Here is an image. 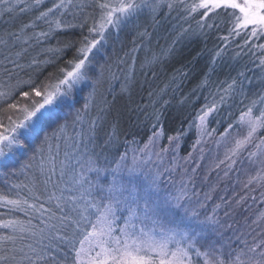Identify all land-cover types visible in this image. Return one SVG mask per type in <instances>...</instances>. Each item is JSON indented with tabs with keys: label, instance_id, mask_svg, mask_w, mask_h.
I'll return each instance as SVG.
<instances>
[{
	"label": "snow or ice",
	"instance_id": "snow-or-ice-1",
	"mask_svg": "<svg viewBox=\"0 0 264 264\" xmlns=\"http://www.w3.org/2000/svg\"><path fill=\"white\" fill-rule=\"evenodd\" d=\"M21 3V13L42 6V0H31V3L0 0V8L10 14ZM94 3L101 11L100 21H93L87 34L78 41L80 46L73 57L55 73H50L45 82L37 84L32 75L24 79L21 73L51 61L41 62L33 58L25 65L20 63L25 49L14 51L17 44L27 43L28 38L22 41L21 36L34 24L5 32L0 39V100L6 102L19 91L21 98L30 101L23 106L16 102L7 104L5 111H21L23 119L16 122L9 117L10 131L7 134L0 131V176L14 175L17 170L12 166L17 154L27 150L29 141L38 137L45 125L70 105L76 93L90 88L84 104L75 111L71 134H68L67 120L57 130L46 134L41 146L21 166V170L35 169V174L28 177V183L13 184L7 193H0V208L7 209L6 213H0V264H200L201 261L202 264H264V210L256 215L251 225L245 224L246 230L238 231L231 222L247 192L261 190L257 202H264V135H260L264 132V55L259 54L264 53V43L249 48L253 68L238 72L226 82V86H218L213 94L219 97L218 102L202 106L189 122V128L195 126L197 131L192 149L199 150V159L193 158V152L184 157L177 154L178 141L187 130L168 135V144L159 147L165 135L163 109L169 101L164 100L163 95L167 85L159 92H149L150 104L128 108L109 120L111 102L107 95L111 93L115 97L112 89L118 80L120 94L130 95L135 86L134 72L129 66L121 80L111 64L96 60L107 42L105 37L109 29L119 33L130 27L139 29L131 41L133 46L117 59L116 64H124L128 57L134 64L137 50L149 37L147 26L140 29L142 15L147 14L155 26L159 23L157 15L165 7L168 9L165 15H168L183 5L186 19L203 10L198 25L206 34V29L210 31L217 27L215 22H207L210 14L219 9L232 10L231 15L237 22L229 27L227 35L218 38L221 44L215 49L200 84V87H207L233 33L236 36L243 33L247 37L242 45H238L241 50L252 40H264V0H243L242 3L238 0H198L191 4L185 0H116L115 3L113 0H94ZM89 6L86 0L53 3L51 8L34 18L35 21L44 19L48 25L47 31L33 33L35 42L51 37L57 30L77 27L83 30L86 16L80 24H74L55 16V12L71 9L79 15ZM137 40L141 43H136ZM175 43L173 41V45ZM71 47L73 45L67 43L62 48L46 51L62 53ZM171 52L172 47H169L162 55L146 57L141 67H151ZM256 70L261 72L257 78L260 88L249 96L248 90L255 87V83L246 73ZM172 79L175 80L176 76ZM105 84L108 89L102 92ZM25 87L29 90H21ZM236 94L242 97L238 101L241 106L239 116L220 136L225 137L237 126L245 132L233 137L223 159L212 162L200 181L201 188H198L199 168L205 151L200 145L216 132L215 128H208L210 116L222 106H230L229 102ZM98 95L102 99L92 115L91 109ZM158 103L159 108L156 107ZM149 107L151 111H144ZM141 112L145 121H152L147 141L140 145L135 135L128 138L129 132H124L121 140L123 118L139 120ZM231 115L229 113V117ZM20 129L24 130L23 140L16 134ZM53 140L57 141L54 148ZM45 143L48 144L46 156ZM121 143L124 151H120ZM170 151L174 154L167 166H163ZM37 154L41 157L38 162ZM192 164L195 166L189 170ZM245 165L247 168L242 171ZM221 170L223 176L209 184L210 173ZM233 172L238 177L236 182L246 190L245 196L237 200L221 196L213 203L220 182L230 179ZM177 173L180 178L175 180L173 177ZM241 174L245 176L242 181L239 180ZM21 188L27 189L28 194L13 192ZM202 188L206 190L202 191ZM5 215L9 218H3ZM256 228L260 231L256 232Z\"/></svg>",
	"mask_w": 264,
	"mask_h": 264
},
{
	"label": "trees",
	"instance_id": "trees-1",
	"mask_svg": "<svg viewBox=\"0 0 264 264\" xmlns=\"http://www.w3.org/2000/svg\"><path fill=\"white\" fill-rule=\"evenodd\" d=\"M25 2L31 3V0H25ZM57 2L58 0H42L41 7L23 13L19 10L20 7H23V3L17 6L16 10L10 14L5 13L3 8H0V39H3V34L5 32L18 30L26 24H34L33 27L25 29L21 36L22 41L28 38L27 43L17 44L14 51H19L21 48L25 49L20 60V63L25 65L29 64L33 58L41 62L51 61V63H42L34 68L25 69L24 72L21 73V77L24 79L32 75L36 79L37 84L47 81L50 73H55L57 68L63 67L65 61L71 59L75 54L76 48L80 46L78 41L82 35L87 34L88 27L92 26L94 20L97 22L100 21V9L95 5L94 0H86L91 6L85 8L82 14L76 15L71 9H66L63 13L55 12V16L61 17L65 22L74 24H80L85 20L86 16L87 22L83 30L79 27L57 30L51 37L36 43V38L33 33L47 31L48 25L45 23L44 19L35 21L34 18L38 16L40 12L46 11L48 8L52 7L53 3ZM101 2H103V0H101ZM185 2L188 4L192 3L186 0ZM167 12L168 9L165 7L159 15H157L156 20L159 23L155 26L147 14L139 18L140 29L147 26L149 37L144 41L143 46L137 50L134 64L131 57H128L124 64L119 66L116 64L117 59L123 56L124 53L133 46L131 41L135 35V31L139 29L132 30L130 27L123 28L119 33H117L115 29H109L105 37L107 42L97 54L96 60L99 63L111 64L113 69L117 71V75L121 80L123 79V75L128 71L129 66H132L134 72L135 86L131 90L130 95L120 94L119 90L121 83L119 80L113 84L112 91L115 93V97L111 93L107 95V100L111 102L109 120L113 119L118 112H125L128 108L150 104L149 92H159L160 89L165 88L167 85L163 99L168 100L169 104L163 109L165 135L162 142L168 144V135H174L177 131L184 132L187 130L186 134L182 135L181 139L178 141V155L184 157L187 156L189 152H193L194 159H197L199 150L192 149V145L197 139V131L195 126L189 128V122L194 119L197 111L202 106H211L213 102H218L219 97L213 95L216 93L218 86H226V82H230L231 78L236 76L238 72L253 68V57L249 52V48L257 43H264V40H252L249 42L248 47H244L241 50L238 45H242L247 37L243 33L240 36H236L235 33H233V38L227 46L225 55L218 61L216 71L209 77L208 86L200 87L204 79V74L208 70L212 55L215 49L221 44L218 38L228 34V29L233 26L234 23H232V20L235 17L231 15V10L227 12L223 9L216 10L215 14H210L207 22L209 24L215 22L217 27L212 28L210 31L206 29L205 34L200 31L198 25V21L203 15V10H200L198 14H194L192 18L187 19V13L183 11V5L174 9L170 14L165 15ZM51 18L55 17H50V19ZM133 23H136V21ZM185 29L187 31H183ZM250 30L249 28L248 31L250 32ZM173 41H176L174 45ZM67 43H71L73 47L64 49L62 53L46 51L49 48H62L63 45ZM136 43L139 44L141 41L137 40ZM169 47H172V52L169 56L162 58L151 67H141L146 57H151L153 54L162 55L163 50ZM259 54L264 55V53ZM181 73L184 74L181 75ZM246 75L251 77L255 83V87L248 90V95L250 96L252 91H257L260 88L257 78L261 76V72L259 70L248 71ZM173 76H176L175 80L172 79ZM107 89L108 85L105 84L101 91L103 92ZM21 90L28 91L29 89L25 87ZM88 91H90V88H85L84 91L76 93L70 105L61 109L56 116L45 125L44 130L40 132L39 136L29 141L27 150L23 154H17L12 166L17 171L14 175H9L7 177L0 176V193H7L13 184L28 183V177L35 174V169L26 168L21 170V166L27 161L28 157L41 146V142L44 140L46 134H50L57 130L58 126L63 124L66 120L69 122L68 134H71V121L74 118L75 111L80 109L84 104V98ZM154 98L155 95L152 99ZM101 99L102 97L100 95L96 97V103L91 109L92 115H95L96 106L99 105ZM241 99L242 97L236 94L229 102L230 106H222L218 112L210 116L208 128L209 130L213 128L216 129L213 136H219L220 133H223L228 124L232 123L233 120L239 116L241 106L238 101ZM14 102L21 106L30 104L29 100L20 97L19 91L14 93L6 102L0 100V124H3V128H0V131H3L5 134L10 131L11 122L9 117H11V121L16 122L23 119V112L21 111L16 109L5 111V109H7V104ZM162 102L163 101L160 103ZM244 103L247 104V100H245ZM156 107L159 108L160 104L158 103ZM144 111H151V108H146ZM229 113H232L231 117H229ZM151 124V120H144L143 112L140 113L139 120H136L135 117H133L132 121H129L126 117L123 118L121 123V140L124 139L123 133L129 132L131 133L128 137L129 139H131L132 135H135L140 145H143L151 135ZM239 130L240 127L237 126L230 130V133L234 131L238 132ZM23 131V129H20L16 133L21 140L24 139ZM260 135H264V132H261ZM51 143L54 148L57 141L53 140ZM59 143L61 145L62 155L64 151L63 140L59 141ZM173 145L176 147L175 144ZM47 148L48 144L45 143V156L48 154ZM120 151H124L122 143ZM40 158L39 154H37V162ZM201 165H203L202 161ZM210 166L211 165L205 169H199L197 179L198 188H201L200 181ZM231 175H235V173L233 172ZM221 176H223V170L219 172L213 171L209 176V184L215 183ZM179 178V173L173 177L175 180ZM230 185H233L230 179L220 182L215 194L216 199L213 203L217 202L221 196L226 198L232 197L234 200H237L236 197H239V195L241 196V194L245 196L246 190H244V192L242 191V193L239 191L238 195L233 196L234 192L229 190L231 187ZM204 190H206V188H202V191ZM15 191H19L21 195L28 194L27 189L24 188L18 190L14 189L13 192ZM251 194L252 192H247L245 201L236 209V214L231 221L236 225L238 231L241 229L246 230L245 224L251 225L252 220L255 219L254 215L264 210V202L258 203L252 200L254 194L250 199ZM6 212L7 209L0 208V213ZM16 215L23 216L21 213H16ZM221 215H223L222 212ZM3 218L7 219L9 217L5 215ZM35 222L36 221H34V223ZM258 230L260 231L259 228H256V232H258ZM254 234L255 233H253V235Z\"/></svg>",
	"mask_w": 264,
	"mask_h": 264
},
{
	"label": "rangeland",
	"instance_id": "rangeland-1",
	"mask_svg": "<svg viewBox=\"0 0 264 264\" xmlns=\"http://www.w3.org/2000/svg\"><path fill=\"white\" fill-rule=\"evenodd\" d=\"M186 1H191L192 3H194V2H198V0H186ZM113 2H116V0H113ZM238 2L242 3L243 0H238ZM231 11H232V10H231ZM236 11H237V15H240V14L238 13V10H236ZM234 22H237V21H236V17L232 20V23H234ZM244 132H245V129L240 128V130H239L238 132H235V131H234V132H232V133L227 134L225 137H221V136L219 135V136H212L211 138L206 139V140L200 145V147H203L205 151H204V158H203V160H202L203 165H201V166H200L201 168H199V169H205V168H207L209 165L212 164V162H213L214 160L223 159V156H224V154H225V150H226L227 148L231 147L233 137L237 136L238 134L242 136V135L244 134ZM217 141H220L219 145L217 144ZM165 145H167V144H164V143L161 141L159 147H164ZM172 147L175 148L174 145H172ZM155 150H158V149H154V151H155ZM173 154H174V153L171 152V151L167 154V156H166V162H165V164H164L163 166H167L166 163L169 162V161L171 160ZM177 154H178V153H177ZM129 156L131 157V153L129 154ZM180 157H181V156H180ZM199 157H200V152H199V154H197V159H199ZM193 158H195V157H193ZM153 159H155V157H153ZM154 166H155V165H153V167H154ZM193 166H195V165H194V164L190 165V166H189V170H190V168L193 167ZM238 167H239V165H238ZM246 168H247V165L244 166V169H242V171H243V170H246ZM145 171H148V168H147V167H145ZM234 173H235V172H234ZM237 179H238V177H237L236 173H235V175H231V177H230V181H231V183H233V185H230L231 187H230L229 190H232V192H234L235 195H238V194H239V191H240L241 193H242V191L244 192V189H243V187H242V184L236 182ZM244 179H245V176H244L243 174H241V175L239 176V180L242 181V180H244ZM253 187H255V186H253ZM257 191H258V192H257ZM257 191L252 192V194L250 195V199H251L252 195L254 194V196L256 197V199H255L254 201H258V200H260L259 192H260L261 190H257ZM258 195H259V196H258ZM240 197H242V194H241V196L239 195V197H236V199H240ZM225 198H226V197H225ZM252 200H253V199H252ZM244 201H245V200H244ZM256 215H257V214L254 215V218L256 217ZM258 232H259V230H258ZM200 264H202V261L200 262Z\"/></svg>",
	"mask_w": 264,
	"mask_h": 264
}]
</instances>
